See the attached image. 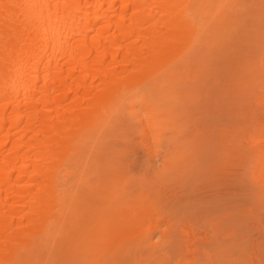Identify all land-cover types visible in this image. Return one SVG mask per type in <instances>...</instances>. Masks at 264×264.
<instances>
[{"label":"bare ground","instance_id":"6f19581e","mask_svg":"<svg viewBox=\"0 0 264 264\" xmlns=\"http://www.w3.org/2000/svg\"><path fill=\"white\" fill-rule=\"evenodd\" d=\"M263 8L0 0V264H264ZM206 84L219 143L127 177L125 118L151 155Z\"/></svg>","mask_w":264,"mask_h":264},{"label":"rangeland","instance_id":"374dc122","mask_svg":"<svg viewBox=\"0 0 264 264\" xmlns=\"http://www.w3.org/2000/svg\"><path fill=\"white\" fill-rule=\"evenodd\" d=\"M260 57H262V55ZM213 90V84H206V86L203 87L202 90L197 92V95L193 100L194 102L192 101V103L185 104L184 107H179L175 109L172 113L166 115L165 112H161L163 114L161 118L158 119V121H160V123L162 122L161 124H163L161 125L158 122V128L160 131L158 134L161 138H159L157 144L154 145L151 155L145 152L142 147L141 129L137 127L138 125H136V121L128 119V117L125 118V124L127 125L126 135L123 139H118L116 140V142H114V149L122 150V152H125L123 158L121 159V162L122 169L124 172H126L127 177L137 178L138 176L142 177L144 176V174L148 173L156 174V172L157 176H160L164 169V166L168 164V166L165 167H169V163H166L167 161L170 162V165L175 164L174 166L176 168V163L181 160V158L176 159V157L179 155V153H182V156H185L184 154L188 149H186V146L189 147L188 145L195 143L198 147H204L209 144L208 141L211 145H214L215 142L216 144L217 142L219 143V139L215 135L216 133H219V130L217 128V130H214L216 132H214V135L212 134L213 136L210 134L212 137V139L210 138V140L207 139L208 133H203V130L200 129V125L204 123L203 121L208 118V116L215 115V109L212 107V104L214 102L212 98L213 96L210 95ZM166 116H168L170 120H168ZM166 120L168 121L166 122ZM197 128H199L201 132H199ZM196 132H198L197 134L200 135H197ZM206 134V141L201 140V138L203 139L206 137ZM195 136L196 138H194ZM182 150H184V152ZM169 151H172V153H170ZM173 159L175 160V163L173 162ZM162 161H164L165 164ZM166 168L165 172L167 171L168 173V170H166ZM168 169L170 171L171 166ZM176 169L179 168L177 167ZM174 170L175 169H173L172 166L170 174ZM170 174L165 173V175H163L162 173L161 178L163 179L165 178L164 176H169ZM157 225H159V228H157ZM165 229L166 226L164 225V223L157 224L154 222L151 225H146L143 228L144 231L149 232L148 234L154 236L153 242L158 239L160 231H164Z\"/></svg>","mask_w":264,"mask_h":264}]
</instances>
